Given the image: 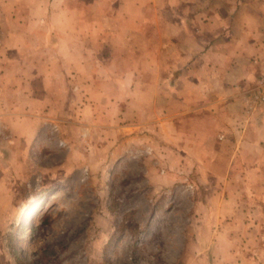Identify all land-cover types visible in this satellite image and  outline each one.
I'll list each match as a JSON object with an SVG mask.
<instances>
[{
    "label": "rangeland",
    "instance_id": "obj_1",
    "mask_svg": "<svg viewBox=\"0 0 264 264\" xmlns=\"http://www.w3.org/2000/svg\"><path fill=\"white\" fill-rule=\"evenodd\" d=\"M131 2L144 6L146 0L96 1L103 31L82 34L87 55L102 52L104 60L111 41L125 51V36L134 51L147 47L157 55L156 44L148 45L157 31L141 27V11L126 7ZM23 3L9 0L8 10L0 5V23L24 22ZM65 4L89 9L86 14L95 6L94 0ZM110 30L120 35L112 39ZM41 33L50 41L45 51L55 59L54 73L46 79L49 90L39 79L32 93L37 101L30 102L28 91L3 92L0 80V264H264L261 211L249 224L236 222L231 239L213 237L200 205L205 193L195 177L167 174L146 156L151 153L133 152L127 142L133 109L108 88L98 102L78 98L84 76L68 72L57 55L61 32ZM3 37L0 32V49ZM172 47L167 44L164 53ZM108 99H117L116 108L107 106ZM8 119H21L19 132Z\"/></svg>",
    "mask_w": 264,
    "mask_h": 264
},
{
    "label": "crops",
    "instance_id": "obj_2",
    "mask_svg": "<svg viewBox=\"0 0 264 264\" xmlns=\"http://www.w3.org/2000/svg\"><path fill=\"white\" fill-rule=\"evenodd\" d=\"M8 1L0 3L3 9H9ZM49 1L24 0V22L0 23L3 92L28 91L30 102L37 101L32 93L39 79L45 84L42 89L49 90L46 79L54 73L55 59L45 51L50 41L41 31L57 30V55L68 72L84 76L78 87L84 94L78 98L98 102L107 88L120 93L117 98L134 112L128 145L133 152L151 153L146 156L156 159L167 174L170 170L195 177L205 193L200 205L212 223L208 229L213 237L231 239L235 223L249 224L258 210L264 220V108L253 111L246 102L264 68V0H146L144 6L131 2L126 7L141 11V27L157 31L148 42L156 44L157 55L147 47L134 51L125 36V51L111 41L104 60L102 52L87 55L83 46L82 34L103 31L97 0L93 14L65 0ZM11 8L15 11V4ZM117 34L110 30V38ZM167 44L173 47L165 54ZM116 103L106 102L111 108ZM20 121L10 123L15 133Z\"/></svg>",
    "mask_w": 264,
    "mask_h": 264
},
{
    "label": "built area",
    "instance_id": "obj_3",
    "mask_svg": "<svg viewBox=\"0 0 264 264\" xmlns=\"http://www.w3.org/2000/svg\"><path fill=\"white\" fill-rule=\"evenodd\" d=\"M257 84L249 90L246 102L250 109H257L264 105V68L257 79Z\"/></svg>",
    "mask_w": 264,
    "mask_h": 264
},
{
    "label": "bare ground",
    "instance_id": "obj_4",
    "mask_svg": "<svg viewBox=\"0 0 264 264\" xmlns=\"http://www.w3.org/2000/svg\"><path fill=\"white\" fill-rule=\"evenodd\" d=\"M29 211V210H28Z\"/></svg>",
    "mask_w": 264,
    "mask_h": 264
}]
</instances>
